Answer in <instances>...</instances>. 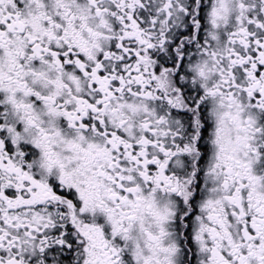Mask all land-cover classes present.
Instances as JSON below:
<instances>
[{
	"label": "snow or ice",
	"instance_id": "1",
	"mask_svg": "<svg viewBox=\"0 0 264 264\" xmlns=\"http://www.w3.org/2000/svg\"><path fill=\"white\" fill-rule=\"evenodd\" d=\"M0 264H264V0H0Z\"/></svg>",
	"mask_w": 264,
	"mask_h": 264
}]
</instances>
